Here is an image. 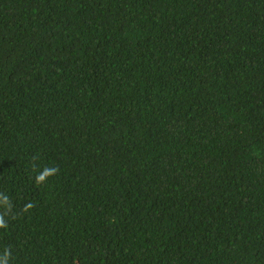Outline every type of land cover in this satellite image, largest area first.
Returning <instances> with one entry per match:
<instances>
[{"label":"trees","instance_id":"16d2710c","mask_svg":"<svg viewBox=\"0 0 264 264\" xmlns=\"http://www.w3.org/2000/svg\"><path fill=\"white\" fill-rule=\"evenodd\" d=\"M0 264H264V0H0Z\"/></svg>","mask_w":264,"mask_h":264}]
</instances>
